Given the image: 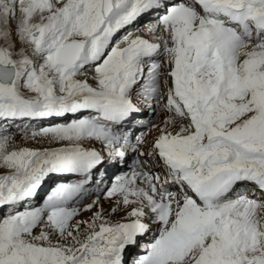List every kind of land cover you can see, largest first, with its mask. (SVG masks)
Masks as SVG:
<instances>
[{"label": "snow or ice", "instance_id": "1", "mask_svg": "<svg viewBox=\"0 0 264 264\" xmlns=\"http://www.w3.org/2000/svg\"><path fill=\"white\" fill-rule=\"evenodd\" d=\"M0 264H264V0H0Z\"/></svg>", "mask_w": 264, "mask_h": 264}, {"label": "bare ground", "instance_id": "2", "mask_svg": "<svg viewBox=\"0 0 264 264\" xmlns=\"http://www.w3.org/2000/svg\"><path fill=\"white\" fill-rule=\"evenodd\" d=\"M14 127H16V126H14ZM18 134V133H17ZM16 143L19 145V146H29V147H38L39 145H37V144H35V143H31V144H29L28 142H24L21 138H19V139H16ZM105 207L107 208L108 207V205H107V203H105Z\"/></svg>", "mask_w": 264, "mask_h": 264}, {"label": "rangeland", "instance_id": "3", "mask_svg": "<svg viewBox=\"0 0 264 264\" xmlns=\"http://www.w3.org/2000/svg\"><path fill=\"white\" fill-rule=\"evenodd\" d=\"M10 131L12 132V133H14L15 134V136H16V139H19V138H21V133H20V131L18 130V128L17 127H14V126H12L11 128H10ZM18 133V134H17ZM29 144H31L30 142H28ZM34 143V142H33Z\"/></svg>", "mask_w": 264, "mask_h": 264}]
</instances>
